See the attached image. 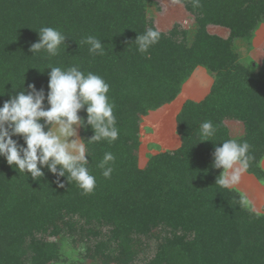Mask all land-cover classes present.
I'll use <instances>...</instances> for the list:
<instances>
[{"label": "trees", "instance_id": "trees-1", "mask_svg": "<svg viewBox=\"0 0 264 264\" xmlns=\"http://www.w3.org/2000/svg\"><path fill=\"white\" fill-rule=\"evenodd\" d=\"M150 2L0 0V106L28 84L46 95L48 67L75 65L110 85L119 132L111 143L87 142L96 178L88 195L66 177L58 187L46 167L33 180L0 157V264H64L67 240L78 252L74 261L89 264H264V213L238 205L239 192L215 184L222 169L212 167L215 147L246 140L253 157L246 172L264 180V50L256 69L236 50V41L249 44L264 25V0H199L198 7L184 0L192 30L174 23L166 31L147 13ZM45 26L67 36L56 56L29 51ZM147 27L161 38L141 54L134 40ZM214 27L228 36L210 33ZM89 35L101 40L104 55L89 54L82 42ZM197 67L212 83L202 100H183L175 117L179 146L140 167L138 124L174 101ZM207 120L216 132L200 142ZM92 135L80 128L85 141ZM108 152L115 160L105 178L99 164Z\"/></svg>", "mask_w": 264, "mask_h": 264}, {"label": "clouds", "instance_id": "clouds-1", "mask_svg": "<svg viewBox=\"0 0 264 264\" xmlns=\"http://www.w3.org/2000/svg\"><path fill=\"white\" fill-rule=\"evenodd\" d=\"M172 2L180 4L184 0ZM193 6L198 7L199 0H193ZM37 33L38 41L29 48L32 55L43 50L48 56H56L61 45L66 47L67 36L58 29L45 26ZM160 38L158 30L147 27L134 40L137 51L147 54ZM82 42L88 45L90 55L105 54L101 40L95 36L89 35ZM48 68L50 72L46 95L43 89L38 90L34 84H28L27 89L22 86L16 95L9 96L0 106V157L9 166L30 174L33 180L43 177V169L46 167L49 173L56 176L58 187H64L59 178L66 177L68 183L70 180L75 181L82 195H88L95 189L96 178L88 169L87 142L107 140L111 143L119 135L113 114L115 105L107 95L110 85L100 75L92 72L85 74L75 65L66 69ZM81 110L85 111L86 119L78 114ZM50 126H55V130ZM86 127L93 131L87 141L77 134L78 128ZM215 132L212 121L202 122L200 142L210 141L207 138L215 135ZM14 136L21 137L23 144L13 139ZM250 147L246 140L228 139L214 148L212 167L222 169L215 184L227 189L240 183L242 174L248 170L253 159L249 154ZM114 160V155L108 152L99 164L105 178H110L113 169L107 165ZM237 204H250L245 193H238Z\"/></svg>", "mask_w": 264, "mask_h": 264}, {"label": "rangeland", "instance_id": "rangeland-1", "mask_svg": "<svg viewBox=\"0 0 264 264\" xmlns=\"http://www.w3.org/2000/svg\"><path fill=\"white\" fill-rule=\"evenodd\" d=\"M153 2L155 4L152 2L148 4L147 13L154 16V24L158 30L166 31L174 23H179L183 28L192 30V20H190L181 5L173 3L172 0H153ZM209 32L222 38L228 36L227 31L222 28H210ZM236 47L244 63L256 69L260 64L264 50V25H260L255 31L249 44L238 40L236 41ZM211 83L212 76L201 67L195 68L174 101L141 119L138 124L139 146L137 149V161L140 167L146 163L151 155L157 152L174 150L179 146L180 141L175 132V117L183 100H202L208 94ZM51 128L55 130V126H51ZM77 134L81 138L80 128L77 129ZM263 160L264 157L262 162ZM262 162L261 166L264 168V162ZM233 189L247 195L250 201V204L247 205L249 208L258 213H264V183H261V180H257L252 175L244 172L240 183L234 186ZM66 243H69V240ZM66 243H62V250L69 259L64 264H89L86 260L74 261L75 255L78 256V252L70 246V243Z\"/></svg>", "mask_w": 264, "mask_h": 264}, {"label": "crops", "instance_id": "crops-1", "mask_svg": "<svg viewBox=\"0 0 264 264\" xmlns=\"http://www.w3.org/2000/svg\"><path fill=\"white\" fill-rule=\"evenodd\" d=\"M263 162H264V160H263ZM263 162H262V163H263ZM262 167H263V166H262Z\"/></svg>", "mask_w": 264, "mask_h": 264}]
</instances>
